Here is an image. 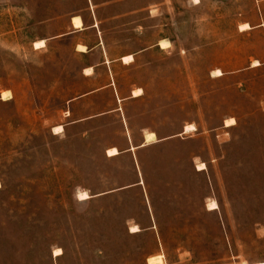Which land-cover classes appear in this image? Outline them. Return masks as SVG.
<instances>
[{
	"label": "rangeland",
	"instance_id": "rangeland-1",
	"mask_svg": "<svg viewBox=\"0 0 264 264\" xmlns=\"http://www.w3.org/2000/svg\"><path fill=\"white\" fill-rule=\"evenodd\" d=\"M193 3L165 0L109 44L146 50L113 67L122 95L142 91L121 106L133 144L169 138L109 159L117 118L69 125L110 97L71 107L92 83L72 43L50 40L67 32L44 23L57 0H0V264H264V0Z\"/></svg>",
	"mask_w": 264,
	"mask_h": 264
},
{
	"label": "crops",
	"instance_id": "crops-1",
	"mask_svg": "<svg viewBox=\"0 0 264 264\" xmlns=\"http://www.w3.org/2000/svg\"><path fill=\"white\" fill-rule=\"evenodd\" d=\"M79 1L83 2L82 6L77 5ZM57 2L62 9L61 13H57L55 17L47 18L44 23L49 26L61 19L67 32L55 35L50 40H68L72 43L73 54L83 61L78 75L92 83L91 87L83 94L70 101L71 107L81 106L104 92H109L110 97L107 109L71 121L69 125L91 123L112 116L117 118L121 126L123 147L121 149L114 146L107 148L104 155L109 159L131 155L169 139L157 140L154 132L142 130L139 131V142L133 144V132L128 128L124 115H121V106L124 102L136 101L142 94L133 97V91L137 90L135 89L122 95L116 86L113 67L117 65L130 66L135 62L137 54L144 53L146 50L133 54L123 50L112 53V48L109 46L110 43L118 45L122 42L121 36L124 29H132V32L138 34L140 30L147 28L149 20L155 18L151 14L158 13L161 10L160 5H163L165 0H57ZM200 2L201 0L198 4ZM74 20H78L79 28L75 27ZM260 22L257 24V28L263 26L261 14ZM108 35L109 38H107ZM124 57H131L132 61L124 63ZM149 133L155 135L153 143H148L145 139ZM112 148H115L118 154L108 157L106 152ZM132 156L135 160V156Z\"/></svg>",
	"mask_w": 264,
	"mask_h": 264
},
{
	"label": "bare ground",
	"instance_id": "bare-ground-1",
	"mask_svg": "<svg viewBox=\"0 0 264 264\" xmlns=\"http://www.w3.org/2000/svg\"><path fill=\"white\" fill-rule=\"evenodd\" d=\"M195 4H198L199 3V0H192ZM193 3V4H194ZM74 25H75V27H78L79 28V26H80V24H79V22H78V20H74ZM249 29V27L247 26V25H242V26H240V28H239V30L240 31H242V32H244L245 30H248ZM44 45H45V43H44V41H39V42H36L35 44H34V49H36V50H39V49H42L43 47H44ZM159 46H160V48L161 49H167V48H169V43H167V42H165V41H162V42H160L159 43ZM84 49V48H83ZM81 50H82V48H81ZM123 61H124V63H129V62H131L132 61V58L131 57H124V59H123ZM91 73V72H90ZM214 75L216 76V77H219V76H221L222 74H221V72L220 71H215L214 72ZM8 92V91H7ZM3 93V92H2ZM142 94V92H141V90L140 89H137V90H135V91H133V97H138V96H140ZM1 99L3 100V101H9L10 99H11V97L9 96V94L8 93H3V94H1ZM234 124V122L232 121V120H228V121H226L225 122V127H230V126H232ZM55 132H59V131H61L62 130V127H55L54 129H53ZM195 130V128H194V126L193 125H187V126H185V128H184V133L185 134H188V133H191L192 131H194ZM226 136V135H225ZM223 138V137H222ZM226 138H227V136H226ZM145 139H146V141L148 142V143H152V142H154L155 141V135L153 134V133H149V134H147L146 135V137H145ZM223 142V141H222ZM118 154V152H117V150L115 149V148H112V149H109L108 151H107V156L108 157H112V156H116ZM204 165L203 164H201V165H199L198 167H197V170H204ZM83 194H81L80 196H82ZM86 199L88 198L87 196L85 197ZM217 209V204L215 203V202H213V201H211L210 203H208V205H207V210L208 211H214V210H216ZM139 230H138V228L137 227H133V228H131V232H138ZM54 253H55V255H60L61 254V250L60 249H57V250H55L54 251ZM186 254V253H185ZM188 256V255H187ZM187 262V261H186Z\"/></svg>",
	"mask_w": 264,
	"mask_h": 264
}]
</instances>
